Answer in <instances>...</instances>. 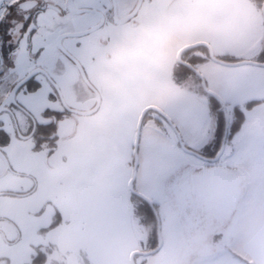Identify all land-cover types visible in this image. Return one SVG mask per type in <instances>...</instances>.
Segmentation results:
<instances>
[{
    "label": "rangeland",
    "instance_id": "rangeland-1",
    "mask_svg": "<svg viewBox=\"0 0 264 264\" xmlns=\"http://www.w3.org/2000/svg\"><path fill=\"white\" fill-rule=\"evenodd\" d=\"M47 1L60 8L65 5V0ZM96 2L74 0L78 7ZM144 8L135 29L107 26L101 33L78 38L83 41L79 57L102 98L97 113L72 114L66 119L57 115L56 119L53 115L57 113L51 111L60 110L63 104L49 101L48 90L40 91L35 95L39 101L27 106L39 121L56 122L54 138L52 135L41 144L35 137L21 139L11 115H0V131L7 137L5 143L0 142V264H131L133 251L151 250L154 224L150 221L145 225L135 211L134 206L142 201L130 192L133 173L125 164L127 144L136 139L141 112L150 105L199 109L210 99L196 76L187 79L182 72L178 54L186 45L205 42L214 51H227L219 58L228 62L264 63V17L254 0H152ZM85 14L86 20L79 19ZM62 17L65 21L53 10H46L36 42L45 43L60 31H82L97 19L92 13ZM74 19L78 22L73 23ZM51 20L59 22V28L52 27ZM46 28L52 29L50 35ZM13 38L17 36L13 34ZM200 47L205 48L202 53L206 56L208 47ZM17 55L32 56L26 41ZM38 55L30 71L36 65L43 67ZM197 68L210 90L227 91L224 100L255 98L264 88L262 65L226 66L207 60ZM52 75L67 106L80 112L95 107L93 91L77 79L59 53ZM16 79L13 76L0 82V104ZM156 116L155 111L148 113L141 137L153 127ZM263 120L264 113L258 108L245 124L239 154L220 162L227 163V169L245 182L253 178L258 194L259 182L264 188ZM229 143L227 151H235L228 148ZM140 179L137 175L138 192ZM156 204L162 222V247L155 254L139 255L136 263L184 264L189 220L185 213L176 215L184 206L177 195ZM240 220L241 211L232 226L215 235L205 249L207 257L219 258L234 246L233 233L243 225Z\"/></svg>",
    "mask_w": 264,
    "mask_h": 264
},
{
    "label": "snow or ice",
    "instance_id": "snow-or-ice-1",
    "mask_svg": "<svg viewBox=\"0 0 264 264\" xmlns=\"http://www.w3.org/2000/svg\"><path fill=\"white\" fill-rule=\"evenodd\" d=\"M46 5L47 0L35 3L33 0H0V82L14 76L17 88L39 93L44 81L55 71L58 50L63 49L72 58L83 52L79 46L83 41L75 38L82 35L80 32L68 33L73 37L71 39L50 35L47 42H36ZM86 18L85 14L79 19ZM77 22L73 20V23ZM14 32L18 34L16 39ZM28 40L33 42L32 56L38 53L39 63L43 66L39 74L30 71L33 60L29 56L17 55L21 44ZM227 94L221 89L199 109L168 106L158 110L159 116L153 117V127L146 129L143 137L138 132L135 141L129 140L125 164L141 178L136 185L140 193L151 197L145 199L142 196L148 211L154 204L178 196L189 182L205 181L217 171L223 159L239 154L248 118L258 108L264 113V88L255 98L222 99ZM34 99L39 101V95ZM237 118L243 123L237 124ZM229 138L228 148L235 151L226 149L225 141ZM183 212V208H178L176 215Z\"/></svg>",
    "mask_w": 264,
    "mask_h": 264
},
{
    "label": "flooded vegetation",
    "instance_id": "flooded-vegetation-1",
    "mask_svg": "<svg viewBox=\"0 0 264 264\" xmlns=\"http://www.w3.org/2000/svg\"><path fill=\"white\" fill-rule=\"evenodd\" d=\"M33 2L35 3L37 2V0H33ZM146 2L152 3V0H122V1L109 0V2L107 3L104 1L101 2V0H97L95 4L81 6V7H78L74 4L76 8L86 10L83 13L94 14L97 17L96 21L92 23L91 25L87 26L82 31H60L56 36H61L65 33L84 32L96 26H99L100 24L102 25L99 29L95 30L94 32L88 35L101 33L103 32V30H105L107 26L116 28V29L122 28V27H129L131 29H135L138 26L137 18L139 15L143 13L145 9L144 5ZM73 3H74V0H73ZM46 7H47V10H53L58 15V17L61 18V21H65V18L62 17V15L64 14L74 15V16L83 14V13H79V14L71 13V11L68 9V0H65V5L63 8L58 7L57 5H55L54 3L50 1H47ZM260 9L262 10V6ZM130 16L132 17L128 21L124 22V20H126ZM55 25H58L56 27L59 28V22L53 24V21L51 20V26L53 27ZM45 33L47 35H50L52 33V29L46 28ZM13 34L15 35V37L16 36L18 37V34L16 32H14ZM88 35H85V36H88ZM36 36L39 38L41 37L40 33L38 32ZM67 38H73V37H66L64 39H67ZM75 38L78 39L79 37H75ZM26 42H27V47L31 53L33 42L31 40H28ZM188 51H186L182 57L184 58L183 59L184 61L192 65H194V61L196 60L195 58L203 56V53H202L203 49L196 51L195 55H193V53H189ZM58 53L63 55L64 58H66L69 67L71 68L72 71L75 72L77 79L79 81L81 80L82 82H84L93 91L94 96L96 98L95 100H97L98 102L97 93L99 92L90 82L88 74L86 72L85 64L83 63V60L79 56L77 58H72L70 56H67L62 49L58 50ZM15 58L16 57L14 56L13 59ZM30 58L33 60V62L36 61L35 57L30 56ZM58 64L60 65V69H61L62 63L60 60H58ZM198 64L199 63H197L194 66L197 68ZM181 65H182V68L185 66L183 64ZM41 69H42L41 66L36 65L35 69L32 71L33 72L37 71V74H39ZM182 72L183 74H185L184 69H182ZM58 84L59 83L56 80V78H54L53 75L51 74L44 81L45 88L43 87L44 89L42 90H48L49 93L47 94V99L49 101L59 100L61 104H63L60 110L51 111V112L57 113L56 115H53V117L57 119L59 116L62 119H66L70 117L72 114H77V113L69 111V109H73V108L66 105L64 98L60 92ZM12 90H10L7 96L3 98L2 102L7 97H9ZM36 94L38 93H33L31 91H25L23 88H20L15 95V100H12L11 101L12 103L10 105L5 104L3 107L5 109L4 111L0 113V115L4 112H8L11 115L13 126H14V131L17 134V136H19L21 139L27 140V139H31L35 137L38 143L41 144V143L46 142L45 140L51 139L50 137L53 135L55 128H56V126L54 125L56 122L51 123L46 120L39 121L38 119L34 117V114L30 110V108L27 106V103H35L34 96ZM1 104H0V108H1ZM101 104H102V98H101ZM99 110L100 108L98 109V111ZM45 116H48V113H45ZM5 137H6L5 132L1 130L0 131V142L1 143H5L6 141ZM53 138H54V135H53ZM1 143H0V149H2ZM223 173H225V169L220 168V169H217L215 173L210 175L203 182H189L181 190L180 194L178 195V199L181 200V206H184L183 213H185V218L189 220V229L187 230L188 242H187V248L185 250V254L183 258L184 264H187V261L192 259L193 257L204 253L205 249L214 241L215 235L220 230L225 228L228 224L226 220L223 219L226 213V208H224L223 210H221V212H219L217 208V204L214 203V200L216 199L215 197L216 196L215 194L216 185H215L214 180L217 179ZM226 185L227 184H225L224 187H222V195L225 194V196L227 195V192H228L225 189ZM217 190H218V187H217Z\"/></svg>",
    "mask_w": 264,
    "mask_h": 264
},
{
    "label": "water",
    "instance_id": "water-1",
    "mask_svg": "<svg viewBox=\"0 0 264 264\" xmlns=\"http://www.w3.org/2000/svg\"><path fill=\"white\" fill-rule=\"evenodd\" d=\"M68 9L73 14H79V13H83V12L86 11L84 9L76 8L74 6L73 0H68ZM262 13H263V16H264V1H263V4H262ZM132 16H130L129 18L124 20V22L128 21ZM101 25L102 24H100L99 26H96V27H94V28H92L90 30H87V31H84V32H80V33H82V35H80L78 37H82V36H85V35H88V34L94 32L95 30L99 29L101 27ZM61 36H63V38L72 37V36L68 35V33H65V34H63ZM200 46L208 47L209 55H210L211 60L214 61V62H217L219 64H222V65H226V66H240V65H244V64H256V65L264 66V63H254V62H251V61L228 62L226 60H223V59L217 57L215 52H214V50H213V48L208 43H205V42L189 44V45L184 46L183 48H181V50L179 51V54H178V57H179L181 63L183 65H185L187 68H189L190 70H192L199 77V79L201 80V85H202L204 91L207 94L211 95V96H213L214 94H217V93L212 91V90H210L208 88V85H207V82H206V79H205L204 75L194 65L184 61L183 57H182L183 54L186 51H188L190 49H194L196 47H200ZM34 72L37 73V71H34ZM19 89L20 88H17L16 86L13 88V90L11 91L9 97H7L2 102L1 108H0V113L2 111H4L5 108H3V107H4L5 104L10 105L12 103L11 101L15 100V95H16V93H17V91ZM97 94H98V102H97L96 106L92 110L85 111V112H80V111H77V110H74V109H69V111L77 113V114H81V115H92V114H94L95 112L98 111V109L100 108V105H101V96L99 95V93H97ZM158 110H162V109L160 107H158V106H155V105H150V106H147V107H145L143 109V111H142V113L140 115L139 121H138L136 137H137V133L138 132L140 133V136H141L142 125H143L144 120L147 117V115H145V113L146 112L149 113L150 111H155V112H157L159 114ZM226 144H227V141H225V146H226ZM4 158H5L6 162H7L8 167H9V163H8L6 157H4ZM218 169H220V168H218ZM136 178H137V175L133 174L131 179L129 180L130 192L132 194H135L136 196L140 197L141 199H142V196L145 199H150L147 196H145L144 194L136 191V189H135ZM214 181H215V185H216V192H215L216 199L214 200V203L217 204V208H218L219 212H221V210L226 208V213H225L223 219H225L226 222L228 223L232 219V217H233V215H234V213H235V211H236V209L238 207V203L240 201V197H241V194H242L241 179L236 174L225 170V173L221 174ZM225 184L228 185V186L227 185L225 186L226 191H228L226 196H225V194L222 195V187H224ZM217 187H218V190H217ZM227 188H228V190H227ZM138 193H140V194H138ZM152 210H153L155 218H156L158 245L155 248H153L151 250H148V251H141V250L133 251L131 253V256H130L131 264H137L136 263V258L139 255L155 254L162 247V244H163L162 222H161V218H160L159 212H158L155 204L153 205Z\"/></svg>",
    "mask_w": 264,
    "mask_h": 264
},
{
    "label": "crops",
    "instance_id": "crops-1",
    "mask_svg": "<svg viewBox=\"0 0 264 264\" xmlns=\"http://www.w3.org/2000/svg\"><path fill=\"white\" fill-rule=\"evenodd\" d=\"M219 49L214 51L217 57L227 52ZM260 125L261 127L264 126V120L260 122ZM226 166H228L227 163H219L218 165V167L229 171ZM257 168L261 169L262 167ZM232 173L234 172L232 171ZM252 179L250 178L248 182L241 180L242 194L238 203V210L236 209L237 211L227 224L228 227L232 226L234 217L238 212H242V220L240 221L243 222V225L237 226L233 233L234 246L214 260L207 257L205 252L201 255L206 257L198 255L199 258L195 262L191 259L188 264L193 262V264H264V188L259 182L261 191L259 194L255 193V180Z\"/></svg>",
    "mask_w": 264,
    "mask_h": 264
},
{
    "label": "trees",
    "instance_id": "trees-1",
    "mask_svg": "<svg viewBox=\"0 0 264 264\" xmlns=\"http://www.w3.org/2000/svg\"><path fill=\"white\" fill-rule=\"evenodd\" d=\"M254 1H255V3L257 4V6H258L259 8H261L262 3H263L264 0H254ZM200 49H205V48H204V47H200V48H196V49L189 50L188 52H189V53H193V55H195V52L198 51V50H200ZM195 59H196V60L194 61V65H196L197 62H198V63H203V62H205V61H207V60H211L210 55H209L208 52H207L206 56L197 57V58H195ZM183 69H184V71H185V74H184V75H185V77H186L187 79H189V78L191 77V75L193 74L194 76L197 77V79H198L199 82L201 83V80L199 79V77H198V76H197L192 70H190L189 68H186L185 66L183 67ZM200 87H201V90H202V91H203V92H204L209 98L212 97L211 95L207 94V93L204 91L202 85H200ZM236 123H237V124H239V123H243V121H242L241 119L237 118ZM228 141H230V138H229ZM141 201H142V199H141ZM155 205H156V204H155ZM134 208H135V211L139 213L140 218H141V222H142V217H143V223H144L145 225H148L147 223H149L150 221H152L153 224H154L153 237H152V238H153V242H152V247H151V249H153V248H155V247L158 245L157 224H156V218H155L154 212H153V210L148 211L147 208H146V206H144L142 202H141V204H140L139 206H138V204H136V205L134 206ZM156 208H157V210L159 211V207H158L157 205H156ZM38 264H39V263H38Z\"/></svg>",
    "mask_w": 264,
    "mask_h": 264
}]
</instances>
